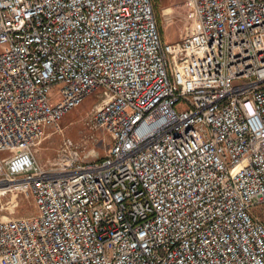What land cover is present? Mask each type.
<instances>
[{"label": "built area", "instance_id": "2783aa9c", "mask_svg": "<svg viewBox=\"0 0 264 264\" xmlns=\"http://www.w3.org/2000/svg\"><path fill=\"white\" fill-rule=\"evenodd\" d=\"M192 1L166 44L152 0H0V264H264V0ZM92 95L107 156L40 165Z\"/></svg>", "mask_w": 264, "mask_h": 264}, {"label": "rangeland", "instance_id": "374dc122", "mask_svg": "<svg viewBox=\"0 0 264 264\" xmlns=\"http://www.w3.org/2000/svg\"><path fill=\"white\" fill-rule=\"evenodd\" d=\"M152 1L163 43L180 44L198 33L199 29L193 21L192 0ZM98 104L99 99L92 95L78 108L70 111L58 127L47 128L43 141L34 148L35 160L44 167H50L56 163L62 148L67 143L72 144L84 161L104 159L112 147V139L105 130L93 127L92 114ZM17 203L10 218L30 217L37 213L33 198L19 195ZM12 212V209H8L4 213L8 215ZM253 214L264 223V207L256 209Z\"/></svg>", "mask_w": 264, "mask_h": 264}, {"label": "bare ground", "instance_id": "6f19581e", "mask_svg": "<svg viewBox=\"0 0 264 264\" xmlns=\"http://www.w3.org/2000/svg\"><path fill=\"white\" fill-rule=\"evenodd\" d=\"M154 17H155V19H156V15H155V9H154ZM82 105V104H81ZM79 107V106H78ZM78 107H76V108H78ZM75 108V109H76ZM103 160V159H102ZM56 165H58V164H56Z\"/></svg>", "mask_w": 264, "mask_h": 264}]
</instances>
